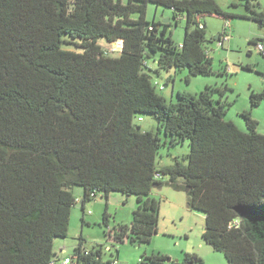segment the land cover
<instances>
[{"label":"trees","instance_id":"16d2710c","mask_svg":"<svg viewBox=\"0 0 264 264\" xmlns=\"http://www.w3.org/2000/svg\"><path fill=\"white\" fill-rule=\"evenodd\" d=\"M243 1L244 17L264 26L257 1ZM148 4L184 18L180 45L166 34L170 21L157 28L146 19ZM205 15L231 16L215 0H0V264H49L55 239L68 233L74 186L83 190V215L90 193L102 194L105 205L111 192L133 196L130 223L107 234L116 243L147 244L160 210L152 190L164 185L204 215L202 239L227 264H264V135L257 121L242 111L244 132L224 118L226 86L179 91L177 102H167L147 72L145 59L157 54L159 70L211 75ZM67 39L82 51L64 49ZM100 40H120L119 55H105ZM249 99L259 106L264 89ZM140 114L152 115L168 141L134 124ZM184 140L188 153L158 169L159 148ZM102 224L108 226L106 210ZM71 258L103 264L102 248L86 250L80 238ZM117 258L116 250L107 264ZM166 260L143 253L138 264ZM181 264L202 260L186 254Z\"/></svg>","mask_w":264,"mask_h":264},{"label":"rangeland","instance_id":"374dc122","mask_svg":"<svg viewBox=\"0 0 264 264\" xmlns=\"http://www.w3.org/2000/svg\"><path fill=\"white\" fill-rule=\"evenodd\" d=\"M219 6L231 16L220 18L205 15L200 20L205 23L206 37L211 39L207 43L209 56L212 58L213 73L208 76H191L187 78V69L159 70L157 68V54L145 59L147 72L153 83H158L156 92L162 95L167 102H177V92L186 91L198 94L205 86L227 87L222 100L226 102V120H231L244 132L247 127L241 112L250 110L251 116L257 121V132L264 135V101L259 106H250V93L260 92L264 89V53H260L253 41L264 45V26L260 27L255 21L244 17L249 12L245 8L243 0H215ZM258 10L264 12V0H256ZM133 17H137L136 14ZM170 18L171 25L166 28V34L170 35L176 45H180L184 35L185 20L182 16L174 18L169 9L156 7L148 4L146 19L156 25L162 20ZM229 27L225 29V23ZM167 23V22H166ZM226 32L228 39L222 46L218 45L213 38ZM63 45L64 49L81 52L78 40L67 39ZM105 55L116 57L120 49L116 43H107L104 40L98 42ZM250 65L251 70L244 66ZM224 69H227L224 73ZM160 87H162L160 89ZM138 117L141 119L138 120ZM134 124L141 130L158 133L162 141L167 140L163 131L157 128V122L152 115L140 114L134 119ZM189 151L188 141L169 145H162L157 153L156 167L162 168L171 165L174 158L181 160ZM163 182L168 181V176H163ZM76 199L71 208L68 233L65 238L54 241V250L64 248L63 256H71L79 239H82L83 247L90 250L101 246L102 261L115 258L116 250L118 258L116 264H138L143 253H159L167 256L165 264H173L184 260L186 254L195 255L202 260V264H227L221 252L214 251L202 239L204 231V215L187 207L185 193L175 191L169 186H162L152 190V196L160 200L159 220L157 232L147 244L139 246L128 241L115 242L108 237V230L120 225L129 224L132 211L135 208L133 196H123L118 192H111L107 199L102 194L88 201L84 206L82 214L80 200L83 190L79 186L72 189ZM127 199V203L122 201ZM106 210L108 214V226L102 224V216ZM84 216L85 223L82 224L81 217ZM109 247V250L107 249Z\"/></svg>","mask_w":264,"mask_h":264},{"label":"built area","instance_id":"2783aa9c","mask_svg":"<svg viewBox=\"0 0 264 264\" xmlns=\"http://www.w3.org/2000/svg\"><path fill=\"white\" fill-rule=\"evenodd\" d=\"M200 27H201V25H200ZM227 27H229V23H228V22L225 23V29H226ZM227 39H228V36H227L226 32H223L222 35H221V37H220V40L218 41V45H219V46H222L223 43H224ZM113 43H116V44L119 46V49L121 50V48H122V42H121L120 40H119V41H116V42H113ZM110 44H112V43H110ZM257 49H258L259 51H261V52L264 53V45H263L262 43H260V44L257 45ZM154 84H155V86L158 85V83H154ZM161 88H162V87H160V89H161ZM140 119H141V118H138V120H140ZM155 177H156V178H159V175H158V174H155ZM90 197H91V198H96L97 195H95V193H90ZM107 249L109 250V247H108ZM72 261H73V259H72L71 257H62V258H60V257H58L57 254H56V256H54V257L50 260L49 264H72Z\"/></svg>","mask_w":264,"mask_h":264},{"label":"crops","instance_id":"0c3cea01","mask_svg":"<svg viewBox=\"0 0 264 264\" xmlns=\"http://www.w3.org/2000/svg\"><path fill=\"white\" fill-rule=\"evenodd\" d=\"M227 71V69H226ZM122 201H124L125 203H127V199H122ZM57 256L62 258V257H71V256H63L62 253L64 252V248L62 249V247H60L58 250L55 251Z\"/></svg>","mask_w":264,"mask_h":264},{"label":"water","instance_id":"95a60500","mask_svg":"<svg viewBox=\"0 0 264 264\" xmlns=\"http://www.w3.org/2000/svg\"><path fill=\"white\" fill-rule=\"evenodd\" d=\"M170 21V18H167L166 20H162L160 23L165 24L166 22L168 23ZM160 25H157V28H159ZM218 36H215V39H217ZM169 260V259H168Z\"/></svg>","mask_w":264,"mask_h":264}]
</instances>
